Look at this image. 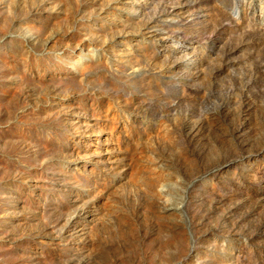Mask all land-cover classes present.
Returning <instances> with one entry per match:
<instances>
[{
  "label": "rangeland",
  "instance_id": "obj_1",
  "mask_svg": "<svg viewBox=\"0 0 264 264\" xmlns=\"http://www.w3.org/2000/svg\"><path fill=\"white\" fill-rule=\"evenodd\" d=\"M0 264H264V0H0Z\"/></svg>",
  "mask_w": 264,
  "mask_h": 264
}]
</instances>
